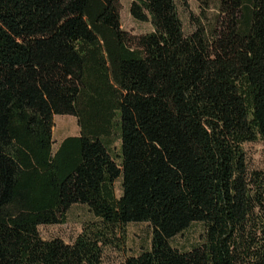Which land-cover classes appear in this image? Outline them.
Listing matches in <instances>:
<instances>
[{
	"label": "trees",
	"instance_id": "obj_1",
	"mask_svg": "<svg viewBox=\"0 0 264 264\" xmlns=\"http://www.w3.org/2000/svg\"><path fill=\"white\" fill-rule=\"evenodd\" d=\"M131 12L153 29L123 28L120 0H0V264H102L131 221L152 241L125 264H264V168L243 145L264 140V0H219L188 33L177 0ZM56 114L80 132L54 150ZM77 202L103 225L44 238ZM197 220L198 243L171 242Z\"/></svg>",
	"mask_w": 264,
	"mask_h": 264
},
{
	"label": "rangeland",
	"instance_id": "obj_2",
	"mask_svg": "<svg viewBox=\"0 0 264 264\" xmlns=\"http://www.w3.org/2000/svg\"><path fill=\"white\" fill-rule=\"evenodd\" d=\"M132 0H120V14L122 27L134 33H143L153 29L150 19L142 20L131 12ZM219 0H212L211 5L202 11L197 0H177L178 11L183 21L185 31L191 32L200 21L209 27L215 23L218 14ZM191 13L195 15L192 18ZM80 125L73 114H56L53 136L55 150L60 141L70 134H78ZM248 161L251 167L264 168V140L257 139L244 142ZM109 148L117 158L120 152V138L117 132L112 135ZM118 159V158H117ZM119 160V159H118ZM115 191L121 194V176L115 181ZM103 225L86 203L77 202L70 206L63 222L40 224L39 230L44 238L62 237L73 241L84 230L96 229ZM205 225L202 221H193L186 229L171 238V242L181 248H189L201 240ZM108 242L104 247L102 264H125L128 256L138 254L151 246L152 225L149 221H131L116 227L115 234L108 235Z\"/></svg>",
	"mask_w": 264,
	"mask_h": 264
},
{
	"label": "crops",
	"instance_id": "obj_3",
	"mask_svg": "<svg viewBox=\"0 0 264 264\" xmlns=\"http://www.w3.org/2000/svg\"><path fill=\"white\" fill-rule=\"evenodd\" d=\"M67 136V135H66Z\"/></svg>",
	"mask_w": 264,
	"mask_h": 264
}]
</instances>
